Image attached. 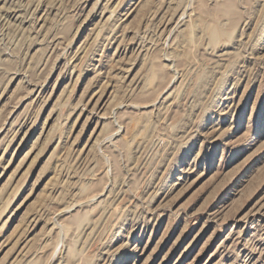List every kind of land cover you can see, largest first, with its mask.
<instances>
[{
  "label": "rangeland",
  "instance_id": "374dc122",
  "mask_svg": "<svg viewBox=\"0 0 264 264\" xmlns=\"http://www.w3.org/2000/svg\"><path fill=\"white\" fill-rule=\"evenodd\" d=\"M0 264H264V0H0Z\"/></svg>",
  "mask_w": 264,
  "mask_h": 264
}]
</instances>
